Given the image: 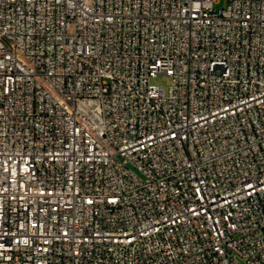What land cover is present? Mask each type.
I'll use <instances>...</instances> for the list:
<instances>
[{"label": "built area", "instance_id": "built-area-1", "mask_svg": "<svg viewBox=\"0 0 264 264\" xmlns=\"http://www.w3.org/2000/svg\"><path fill=\"white\" fill-rule=\"evenodd\" d=\"M0 264H264V0H0Z\"/></svg>", "mask_w": 264, "mask_h": 264}, {"label": "rangeland", "instance_id": "rangeland-1", "mask_svg": "<svg viewBox=\"0 0 264 264\" xmlns=\"http://www.w3.org/2000/svg\"><path fill=\"white\" fill-rule=\"evenodd\" d=\"M224 6H225V2H222L221 5H218L216 7V9H222ZM153 84L158 85L168 90L169 87L171 86V79L166 76H160L157 79L153 80Z\"/></svg>", "mask_w": 264, "mask_h": 264}]
</instances>
